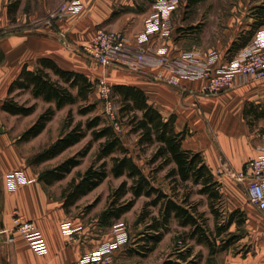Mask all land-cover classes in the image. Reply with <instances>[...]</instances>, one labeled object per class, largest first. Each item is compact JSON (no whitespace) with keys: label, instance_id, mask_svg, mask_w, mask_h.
Masks as SVG:
<instances>
[{"label":"crops","instance_id":"0c3cea01","mask_svg":"<svg viewBox=\"0 0 264 264\" xmlns=\"http://www.w3.org/2000/svg\"><path fill=\"white\" fill-rule=\"evenodd\" d=\"M63 1L0 0V113L3 114L0 125L5 128L0 138V264H72L112 238V227L99 225L101 213L94 222L78 218L71 211L76 204L68 206L61 194L60 181L46 183L41 180L42 172L28 165L27 143L36 138L25 139L22 134L44 112V106L56 107V104L36 98L31 89L18 86L16 82L26 66L36 69L41 58H49L63 70L81 72L91 78L87 65H82L83 57L76 54L77 47L92 39L98 28L121 30L134 43L136 35L145 27L152 4L142 12L145 17L143 15L139 26L134 28L129 26L128 20L133 14L139 15L135 13V2L139 0H83L82 14L67 21L54 20L51 25L42 22L49 19ZM185 2L180 0L181 5ZM177 13H180L179 8L172 16L174 29L167 41L170 56L182 51H177L174 44L178 36L176 30L180 27L175 23ZM234 18L233 24L237 20L235 15ZM262 19L259 16L250 19L247 29L255 26L257 35L264 29V23L259 25ZM184 41L186 39L180 38L177 43ZM117 72L115 69L111 75ZM153 72L149 68L141 74L130 72V75L116 76V85L141 89L149 104L165 119L173 117L175 130L186 131L183 147L202 153L207 165L218 175L229 205L234 209L247 208L246 200L240 198L238 183L229 171L242 170L248 160L264 149V130L254 129L250 123L255 118V122L264 124V82L238 84L219 95L204 96L202 80H184L181 86H170L153 80L150 74ZM7 102L25 109L33 108V111L13 113L7 108ZM14 171L22 172L26 182L11 190L6 175ZM16 216L35 223L46 241V253H35L16 231ZM76 228L80 230L75 233L76 241L71 242L67 232ZM10 236L13 241H9ZM119 253H115L116 257ZM129 257L127 250H123L116 259L119 264H127ZM207 262L204 260L201 264ZM211 264H264V249L247 255L229 253L224 262L212 261Z\"/></svg>","mask_w":264,"mask_h":264},{"label":"trees","instance_id":"16d2710c","mask_svg":"<svg viewBox=\"0 0 264 264\" xmlns=\"http://www.w3.org/2000/svg\"><path fill=\"white\" fill-rule=\"evenodd\" d=\"M201 1L205 0H187L186 7H194ZM256 15L263 18L259 24L263 25L264 12L260 9L256 11ZM179 31L181 33V29ZM251 32H255V26H252ZM240 39L241 43L238 44ZM239 40L232 44L230 51L235 50L237 45L240 49L249 43V38H243V36ZM16 85L31 89L36 98L55 103L57 110L78 104V113L88 116L97 108L95 103L89 102V97L95 89L93 80L84 73L63 70L49 58L39 59L38 66L34 70L26 66ZM113 90L122 99L121 111L128 114L127 124H130L132 130L140 135L139 145H157L152 162H160L158 169L174 164L167 174V177L174 182L169 190L158 185L153 171L145 172L130 149L125 146L116 127L101 115L89 116L85 122L78 121L74 124L73 112L70 110L66 121V131L39 156V159L41 161L52 159L76 146L88 135H91L92 140L82 156L88 154L93 142H99V149L92 165L79 175V178L74 180L64 193L67 205L76 204L83 196L97 189L111 172L115 178H125V180L111 193L108 206L100 214L99 225L103 228L113 227L134 207L137 200L145 197L147 202L138 222L145 224L149 235L142 238V244H139L141 250H137L136 253L143 257L152 253L170 231L172 220H176L181 227H191L189 237L196 239L199 243L211 244V234H208L207 228L199 219L201 214L197 207L189 202L190 188H187L183 195L179 187L188 184L199 186V193L209 197L210 206L214 210L215 203L222 201L224 197L221 190L222 183L207 165L201 152L183 147L186 131L177 132L174 118L165 119L158 109L149 104L146 94L141 89L130 85H116ZM7 108L13 113L29 114L33 111V108L25 109L18 104L11 105L10 102H7ZM54 113V108H48L24 132L22 138L38 137L46 130ZM80 161L78 156L70 158L44 172L41 180L49 184L61 181L81 164ZM238 213L239 210L232 212L228 221L229 225L237 221ZM219 234H222V229L219 230ZM227 247L228 244H225L222 250ZM173 256H170L163 264H199L195 256L193 257L191 248L186 251H176Z\"/></svg>","mask_w":264,"mask_h":264},{"label":"rangeland","instance_id":"374dc122","mask_svg":"<svg viewBox=\"0 0 264 264\" xmlns=\"http://www.w3.org/2000/svg\"><path fill=\"white\" fill-rule=\"evenodd\" d=\"M155 1L156 0H139L138 3L136 1L135 4L137 10H135V13L139 15L133 14L130 16L131 19L128 20L129 26L132 28L139 26L143 19L142 16L144 15L142 12L147 11V8L150 9V4H152L151 8H153ZM186 5V2L183 5L180 4V13H177L175 16V23L179 24V29H181V33L179 29L176 30V35L178 36H176L174 42L177 47L175 49L177 51L198 50L203 56H205L210 50H216L221 55L220 62L222 63L232 60L240 52L249 48L246 46L239 49V46L237 45L236 48H234L235 50L230 51L233 46L232 43L239 40L242 36L243 38H249V43L254 42L256 32H251L252 27L250 29L247 28L250 27V19L257 18V15L255 14L256 11L261 9L264 12V0H205L191 8L186 7ZM234 15L237 18L235 24L231 22ZM46 21L47 19L42 22ZM240 26H243V28ZM180 38L186 39V41L182 44L177 43ZM231 40H233V42H231ZM240 43L241 39L238 44ZM251 44L249 46H251ZM76 52L77 55L82 56L84 59L85 63L82 65L85 66L86 64L89 70L88 72L92 73L91 79L95 84V89L89 97V102L96 104V111L91 115L82 116L78 113V104L68 108L64 107L61 110L52 107L54 108L55 113L49 121L46 130L40 136L35 137L36 139H32L27 143V154L29 155L27 160L28 165L35 171L39 173L42 172L43 174L47 170L57 167L64 161L78 156L81 160V164L59 182L61 185V194L64 195L69 189L71 183L74 180H77L79 175L83 174L94 162L96 152L99 149V142L91 143L89 152L85 156H82V154L86 152V149L92 140L91 135H88L79 144L67 149L52 159L41 161L39 156L49 146L55 143L61 134L66 131V121L70 110L73 112L74 124L78 121L85 122L89 116L98 114L111 124L114 119L119 122L120 130H118V132L121 135L125 146L128 147L131 153L136 157L137 163L143 167L145 172L149 173L153 171L156 176L157 184L162 188L169 190L172 187L174 180L169 179L167 174L174 167V164L158 169L160 162H152V156L157 150V145H139V133L133 131L132 126L127 124L128 114L121 111V97L114 93L113 90L110 100L112 109L109 111L107 108V101L101 95L102 93L99 88V81L101 78L106 76L109 84L114 87L116 86L117 81L116 76L124 74L130 75L132 73L121 68L118 69L112 67L105 69L97 62L88 59L79 47H77ZM80 62L82 61L80 60ZM115 69L119 72L113 76L111 73ZM253 82H264V80L250 81L249 83ZM235 87L236 85L233 88ZM44 107V112L50 108L46 106ZM2 115L3 114L0 113L1 119H3ZM255 120V118L251 119L250 123H252V128L264 130V124L260 121L255 122ZM25 129L27 130L28 128ZM3 133H5L4 125H0V138ZM124 180L125 178H115L111 172H109L108 178L97 189L79 199L74 206V209H71V211L80 219H86L91 222L96 221L97 215L108 206L111 193L118 188ZM236 182L238 183V181ZM238 187L241 191L240 198L246 200L247 208L234 209L229 205V202L223 193V200L217 201L215 203V209L213 210L210 206L211 203L209 197L199 193V186H193L192 184L180 186L179 190L183 195L186 193V189L190 188L189 202L194 204V206L197 207L199 214H201L199 219L202 220L204 227L207 228L208 234H211V244L199 243L196 239L189 237L191 227H181L176 220H172L170 231L165 235L164 239L159 244L158 249L144 257L143 255L136 253L138 252L137 250H141L139 244H142V238L145 235H149V232H146L145 224L138 222V218L147 202L145 197L140 198L136 201L134 207L128 211L120 221L115 223L124 224L130 236V241L127 244L128 247L118 250L120 253L116 258L120 256L123 250L129 248L127 253L130 254V257L125 261L127 264H163L168 256H173L174 252L179 250L186 251L191 248L195 258L199 261V264L204 260L208 261L207 264H211L212 261H218L220 263L224 262V259H226L229 253L232 255H247L256 252L257 249H264V215L250 202L247 189L240 183H238ZM235 210H239L237 221L232 225H229L228 221L232 212ZM221 229L222 234L220 235L219 230ZM225 244H228V247L227 249L222 250ZM173 258L175 257L173 256Z\"/></svg>","mask_w":264,"mask_h":264},{"label":"built area","instance_id":"2783aa9c","mask_svg":"<svg viewBox=\"0 0 264 264\" xmlns=\"http://www.w3.org/2000/svg\"><path fill=\"white\" fill-rule=\"evenodd\" d=\"M179 5L180 0H157L134 43L121 30L99 28L93 38L79 48L88 59L105 69L122 68L141 74L150 68L154 70L150 73L153 80L170 86H181L184 80H202L204 96H216L235 85L264 80V29L257 33L248 49L225 63L220 62L221 55L216 50H210L205 56L198 50H182L177 56H170L167 41L174 29L172 16ZM84 8L83 0H65L45 23L67 21L82 14ZM99 88L110 111L113 87L106 76L100 79ZM112 124L120 130L117 120L114 119ZM229 173L247 189L250 202L264 215V149L247 161L242 170H230ZM6 182L9 189L14 190L26 179L22 172L14 171L6 175ZM14 222L16 231L23 235L35 253L47 252L46 241L35 223L20 216H16ZM79 230H68L71 242L76 241L75 233ZM111 234L109 241L72 264H119L115 253L129 243V233L124 224L117 223ZM13 240L10 236L9 241Z\"/></svg>","mask_w":264,"mask_h":264}]
</instances>
